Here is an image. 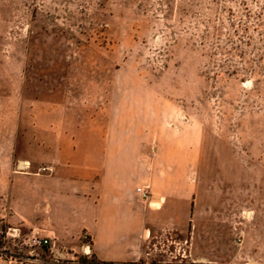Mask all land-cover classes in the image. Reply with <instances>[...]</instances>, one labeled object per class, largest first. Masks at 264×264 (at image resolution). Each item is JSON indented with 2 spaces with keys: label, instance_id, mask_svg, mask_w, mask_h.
Listing matches in <instances>:
<instances>
[{
  "label": "rangeland",
  "instance_id": "rangeland-1",
  "mask_svg": "<svg viewBox=\"0 0 264 264\" xmlns=\"http://www.w3.org/2000/svg\"><path fill=\"white\" fill-rule=\"evenodd\" d=\"M121 133L154 187L193 196L152 264H264V0H0V264H51L29 245L41 168Z\"/></svg>",
  "mask_w": 264,
  "mask_h": 264
},
{
  "label": "crops",
  "instance_id": "crops-1",
  "mask_svg": "<svg viewBox=\"0 0 264 264\" xmlns=\"http://www.w3.org/2000/svg\"><path fill=\"white\" fill-rule=\"evenodd\" d=\"M105 138L104 150L96 144V135L88 136L87 146L64 145V156L51 165L55 174L31 187L32 201L44 200L47 213L40 219L32 214L31 233L49 237L65 254L80 249L86 235L90 254L100 264H152L145 243L159 229L187 230L193 196L180 194L177 199L171 187H154L158 169L133 165L128 135ZM80 149L91 156H76ZM103 151L99 161L97 154ZM144 183L150 186L148 201L135 191ZM5 220L11 222L10 216Z\"/></svg>",
  "mask_w": 264,
  "mask_h": 264
},
{
  "label": "built area",
  "instance_id": "built-area-1",
  "mask_svg": "<svg viewBox=\"0 0 264 264\" xmlns=\"http://www.w3.org/2000/svg\"><path fill=\"white\" fill-rule=\"evenodd\" d=\"M41 171L46 173H52L53 166L48 165L41 168ZM138 197L142 201H148L150 199V191L147 185H141L136 187L135 189ZM83 241L81 243L80 252L85 256V260L79 259V255L76 257H68V254H65L61 251L47 236H42L38 233H34L29 239V245L31 248H45L49 251L50 263L51 264H91L90 261V251L88 246V240L86 239V235L82 236ZM64 253V255H60V253Z\"/></svg>",
  "mask_w": 264,
  "mask_h": 264
},
{
  "label": "water",
  "instance_id": "water-1",
  "mask_svg": "<svg viewBox=\"0 0 264 264\" xmlns=\"http://www.w3.org/2000/svg\"><path fill=\"white\" fill-rule=\"evenodd\" d=\"M21 162H22V161H19V167H21V166H20ZM44 249H45V248H44ZM60 255H64V253L61 252Z\"/></svg>",
  "mask_w": 264,
  "mask_h": 264
},
{
  "label": "trees",
  "instance_id": "trees-1",
  "mask_svg": "<svg viewBox=\"0 0 264 264\" xmlns=\"http://www.w3.org/2000/svg\"><path fill=\"white\" fill-rule=\"evenodd\" d=\"M103 264H109V263H103Z\"/></svg>",
  "mask_w": 264,
  "mask_h": 264
},
{
  "label": "bare ground",
  "instance_id": "bare-ground-1",
  "mask_svg": "<svg viewBox=\"0 0 264 264\" xmlns=\"http://www.w3.org/2000/svg\"><path fill=\"white\" fill-rule=\"evenodd\" d=\"M21 166V165H20ZM154 203V202H153ZM246 213V212H245Z\"/></svg>",
  "mask_w": 264,
  "mask_h": 264
}]
</instances>
